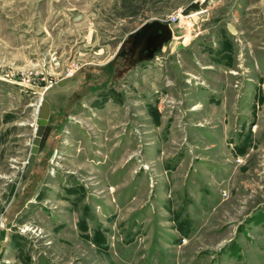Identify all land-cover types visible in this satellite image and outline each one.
Here are the masks:
<instances>
[{
  "label": "rangeland",
  "instance_id": "374dc122",
  "mask_svg": "<svg viewBox=\"0 0 264 264\" xmlns=\"http://www.w3.org/2000/svg\"><path fill=\"white\" fill-rule=\"evenodd\" d=\"M0 264H264V0H0Z\"/></svg>",
  "mask_w": 264,
  "mask_h": 264
},
{
  "label": "water",
  "instance_id": "95a60500",
  "mask_svg": "<svg viewBox=\"0 0 264 264\" xmlns=\"http://www.w3.org/2000/svg\"><path fill=\"white\" fill-rule=\"evenodd\" d=\"M130 39H133L135 45H137L134 53L139 55L144 51H148L147 59L149 60L154 58L155 54L173 39V30L172 27L166 23L153 21L143 25L140 31L135 35H132ZM60 84H65V81H62ZM51 114L52 110L50 102L42 99L38 113V128L33 141L29 165L25 172V177L30 174L37 154L47 136V132L51 130V127L49 126Z\"/></svg>",
  "mask_w": 264,
  "mask_h": 264
},
{
  "label": "flooded vegetation",
  "instance_id": "af4514ba",
  "mask_svg": "<svg viewBox=\"0 0 264 264\" xmlns=\"http://www.w3.org/2000/svg\"><path fill=\"white\" fill-rule=\"evenodd\" d=\"M130 43L131 44L129 46L124 47L120 56L129 62L130 66H134L136 63L147 60L148 51H144L141 54L136 55L134 51L136 50L137 45H135L134 40H131Z\"/></svg>",
  "mask_w": 264,
  "mask_h": 264
},
{
  "label": "bare ground",
  "instance_id": "6f19581e",
  "mask_svg": "<svg viewBox=\"0 0 264 264\" xmlns=\"http://www.w3.org/2000/svg\"><path fill=\"white\" fill-rule=\"evenodd\" d=\"M174 34V33H173Z\"/></svg>",
  "mask_w": 264,
  "mask_h": 264
},
{
  "label": "built area",
  "instance_id": "2783aa9c",
  "mask_svg": "<svg viewBox=\"0 0 264 264\" xmlns=\"http://www.w3.org/2000/svg\"><path fill=\"white\" fill-rule=\"evenodd\" d=\"M72 74V73H71Z\"/></svg>",
  "mask_w": 264,
  "mask_h": 264
}]
</instances>
